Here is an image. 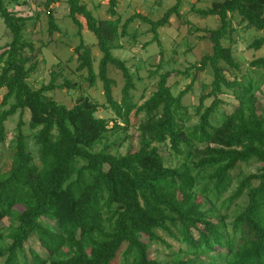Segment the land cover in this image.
Returning a JSON list of instances; mask_svg holds the SVG:
<instances>
[{
    "label": "trees",
    "instance_id": "obj_1",
    "mask_svg": "<svg viewBox=\"0 0 264 264\" xmlns=\"http://www.w3.org/2000/svg\"><path fill=\"white\" fill-rule=\"evenodd\" d=\"M58 1L43 2L50 36L59 31L50 9ZM181 2L176 0L157 21L134 14L121 23L120 18L96 20L81 0H66L77 35L81 36L83 27L77 17H82L101 54L94 73L91 50L81 39L73 49L74 72L86 71L89 86L96 80L102 84L104 108L114 115L109 121L96 117L98 105L85 96L71 108L46 99L45 93L77 86L66 78L57 84L61 75L55 72L38 89L29 85L38 65L35 54L40 51L23 38L32 19L10 12L8 4L0 0V19L11 37L0 48V91H6L1 106L12 101L0 112V152L7 137L6 121L19 115L9 143L10 169L0 171V221L10 220L4 230L10 242L0 250V264H47L48 260L31 249L30 259L26 257L24 246L33 239L48 256H67L53 264H119L121 256L127 264H168L149 253L150 246L160 245L172 254L168 238L180 247L178 253L187 257L184 260L179 255L170 264H194L201 257L213 264H264V108L257 109L250 85L228 81L219 66L222 62L237 68L231 48L222 45L232 32L231 15L262 32V37L249 45L251 49L257 51L264 45V0H211L207 9L192 7L194 14L218 21L215 29L195 30L204 33L202 39L211 44V54L184 71H163L157 31L168 25L171 16L179 15ZM107 4V13L114 18L117 0ZM135 20L149 25L159 49L158 63L149 72V77L158 76L156 90L139 106L132 102L130 93L135 86L128 68L112 55L121 49L120 40L127 37ZM250 65L264 68V56ZM109 66L117 69L124 81L119 102L112 96ZM207 67L213 73L210 91L199 96L198 122L184 130L182 100ZM172 76L191 77V81L173 95L167 85ZM235 88L241 93L238 105L213 125L211 117L223 104V89ZM208 99L212 101L203 109ZM140 113L144 120L138 126L142 138L137 149L124 155H112L107 146L95 151L109 131L120 129L118 123L124 130L130 125L131 114L137 117ZM25 114L38 163L33 162L22 131ZM158 146L168 150L167 160ZM171 158L177 164L171 165ZM239 165H256L257 170L238 175L234 190L224 197ZM244 194L246 204L231 220L227 221L225 214L218 217Z\"/></svg>",
    "mask_w": 264,
    "mask_h": 264
},
{
    "label": "rangeland",
    "instance_id": "obj_2",
    "mask_svg": "<svg viewBox=\"0 0 264 264\" xmlns=\"http://www.w3.org/2000/svg\"><path fill=\"white\" fill-rule=\"evenodd\" d=\"M4 1L8 4L7 9L10 12L31 17L32 19L25 26L23 38L32 42L35 50L39 48L40 51L35 54L38 65L36 71L28 80L29 85L34 89H38L42 84H47L50 80V73L55 72L61 75L56 81L57 84H61L63 78H66L77 86L74 90L61 89L45 93L44 97L46 99L54 100L66 108H71L79 97L85 96L98 105V111L95 114L96 117L109 121L112 120L114 118L113 113L109 109L104 108L105 100L102 84L96 80L93 86H89V83L85 80L87 76L86 71L81 73L74 72L77 62L76 55L73 54V49L80 43L81 39L84 45L91 50L94 73L97 72L98 61L101 57L96 47V39L86 30L82 17H77L83 26L80 33L81 36H78V29L68 17L66 0H59L57 4L50 7L59 31L54 32L50 36L48 34L47 10L43 6L44 0ZM81 2L96 20L120 18L121 23H123L134 14H140L152 21H157L163 17L169 8L175 5L176 0H117L115 9L116 16L114 18H111L107 13L108 0H81ZM210 4L211 0H182L178 11L179 15L171 16L168 25L157 31L163 49V71H184L193 65H197L204 55L211 54V44L209 41L202 39L204 33L196 32L195 30L215 29L218 26V21L215 17L203 18L191 12L192 7L202 10L209 8ZM230 23L232 32L222 41V45L231 48L233 60L237 68H231L222 62L219 63V66L223 70V76L228 81L237 80L238 85L244 87L250 85L256 97L257 109L264 108V68L250 65L251 61L264 56V45L257 51L249 47L254 40L261 38L263 34L254 28H250L237 15L230 16ZM152 39L153 34L150 33L149 25L142 23L140 20H135L128 27L127 37L120 40L121 49L112 51V55L115 58L125 63L132 76L135 88L130 94L132 102L136 106L141 105L155 92L158 82V76L149 77V72L154 70L159 60V49ZM10 41L11 37L0 19V48ZM212 74L211 68L207 67L204 72L198 75L191 91L183 98L182 104L185 108V114H183L180 122L184 130L192 128L198 122L195 111L199 104V96L201 94H207L210 91V84L213 79ZM108 77L114 82L112 87L113 99L119 102L121 99V89L124 84L121 73L114 67L109 66ZM190 81L191 77L172 76L168 80L167 85L171 87L173 95H176ZM238 90L237 88L230 90L223 89L224 93L220 96L223 104L217 108L211 117L213 125L219 124L226 115L230 114L236 108L239 97L241 96L240 90L239 92ZM5 92V90L0 91V112L7 110L9 104L12 103V101H9L7 106H1ZM211 101L212 99L206 100L203 109L208 107ZM18 117L19 115L17 113L5 123L7 137L0 152L1 172H6L10 169L11 151L9 149V143L15 135ZM143 120V113H140L137 117L131 114L129 127L123 130V125L118 123L120 129L113 133L109 131L106 139L96 147L95 151L97 152L107 146L108 152L112 155H124L129 150L137 149L142 138L141 133L138 131V126ZM23 122L24 126L22 131L26 136L27 149L32 156L33 162L38 163L37 149L31 139L32 131L29 130L28 116L26 114L23 116ZM110 126L111 123L109 124V128ZM158 148L162 158L167 160L169 158L168 150L164 146H158ZM171 161V165L177 164L176 160L172 158ZM256 170V165H239L233 174V184L229 191L224 194V197L229 196L234 190L238 182V175L244 177L254 174ZM245 204L246 197L244 194L229 210L220 211L218 217L225 214L227 221H229L234 214H237L243 209ZM9 225L10 220L7 218L0 221V234L4 236L0 238V250L6 248L10 242L5 237L4 231ZM167 241L170 242L172 247V254L167 252L162 246L156 245L149 247L150 257L168 264L179 255L181 259H187L185 255L178 253L180 247L176 242L169 238ZM29 249L38 253L43 259L48 260L47 264H53L67 257L57 255L48 256L39 246L36 239H33L24 246L23 250L28 260L30 259ZM121 257L119 264H127L128 261L121 259ZM29 264L32 263L29 262ZM194 264H213V262L201 257Z\"/></svg>",
    "mask_w": 264,
    "mask_h": 264
}]
</instances>
